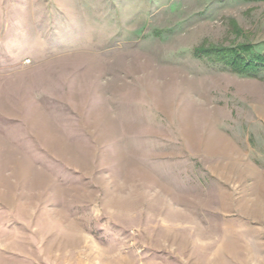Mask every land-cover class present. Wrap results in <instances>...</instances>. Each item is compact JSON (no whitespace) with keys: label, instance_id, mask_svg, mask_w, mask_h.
Listing matches in <instances>:
<instances>
[{"label":"rangeland","instance_id":"1","mask_svg":"<svg viewBox=\"0 0 264 264\" xmlns=\"http://www.w3.org/2000/svg\"><path fill=\"white\" fill-rule=\"evenodd\" d=\"M246 42L264 1L0 0V264H264V67L194 56Z\"/></svg>","mask_w":264,"mask_h":264},{"label":"trees","instance_id":"2","mask_svg":"<svg viewBox=\"0 0 264 264\" xmlns=\"http://www.w3.org/2000/svg\"><path fill=\"white\" fill-rule=\"evenodd\" d=\"M231 26H233L232 31L236 37L242 36V30L235 23V21L231 23ZM215 49L217 48L214 46L203 44L194 49V56L198 59H207L212 62L221 63L232 72L248 74L255 77L260 76L261 70L264 67V54L254 52V47L250 42L225 49L228 51L226 52L229 53L228 56L216 55L214 52Z\"/></svg>","mask_w":264,"mask_h":264}]
</instances>
